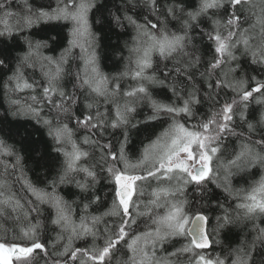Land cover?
I'll use <instances>...</instances> for the list:
<instances>
[{
    "label": "snow or ice",
    "instance_id": "1",
    "mask_svg": "<svg viewBox=\"0 0 264 264\" xmlns=\"http://www.w3.org/2000/svg\"><path fill=\"white\" fill-rule=\"evenodd\" d=\"M0 226V264H264V0H0Z\"/></svg>",
    "mask_w": 264,
    "mask_h": 264
},
{
    "label": "trees",
    "instance_id": "2",
    "mask_svg": "<svg viewBox=\"0 0 264 264\" xmlns=\"http://www.w3.org/2000/svg\"><path fill=\"white\" fill-rule=\"evenodd\" d=\"M99 30V29H97ZM67 28L65 29H59L57 28L55 32H52L53 35H59V38L64 40L66 39L67 36ZM41 37L44 36V33L40 34ZM126 38V37H125ZM120 41L118 40V37L112 33H108L105 36V39L101 42V68L105 71V72H114L116 71V65L119 64V60H118V56H117V51L118 49L113 47L114 45H117ZM205 109L201 108L200 111L203 112ZM3 127L5 128V133L8 134L9 132L11 134H14L17 132H19V136H16L15 139L19 140L20 137H27V139L24 140V148H25V153L26 154H32L34 151L36 153H41L47 152V146L45 145L43 140H40L38 142L37 141V137L40 135V133L38 132H34L32 131L31 128H28L26 126H19L16 124H12V123H7L5 125H3ZM17 146L19 147L20 145L17 144ZM28 166H31L30 164ZM28 175L35 180V176L33 175V173L29 172ZM41 177H42V172H41ZM234 186L236 187H240L243 185V181L240 180H234ZM103 195V193H101ZM104 209H100V211H103ZM210 215H214L213 213H210ZM10 227V225L8 226ZM3 226H0V238H4L5 237V233L2 230ZM222 239L225 240V243H233L235 244L238 239L239 236L238 234L233 231L232 233L228 234L227 236H222ZM7 239L10 241L11 240V233H9L7 235ZM77 246H82L79 244V242H77ZM179 246V245H177ZM219 248H214L213 251H219ZM38 264H42L41 262H38Z\"/></svg>",
    "mask_w": 264,
    "mask_h": 264
}]
</instances>
